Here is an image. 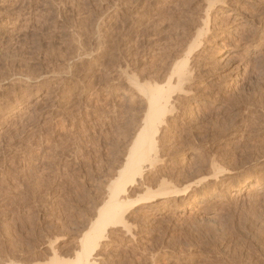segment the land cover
<instances>
[{
    "label": "rangeland",
    "instance_id": "rangeland-1",
    "mask_svg": "<svg viewBox=\"0 0 264 264\" xmlns=\"http://www.w3.org/2000/svg\"><path fill=\"white\" fill-rule=\"evenodd\" d=\"M217 1L0 0L1 263L54 264L55 258L62 262L75 258L80 239L89 228L87 219L95 213L94 205L107 183L102 179H106L104 175L112 169V159L121 149L118 150L119 141L125 152L144 109L124 75L118 78L119 63L127 73L138 77H147L159 62L170 66L188 48L209 2L215 4L214 18L199 77L213 86L222 85L225 99L218 100L215 87L213 94L199 93L191 99L186 110L208 108L214 117L217 111L220 116L235 115L236 110H247L244 102L248 96H255L253 100L247 98L249 103L256 99L257 103L261 94L263 100L264 0H224V4ZM218 47L220 54H216ZM255 83L260 88L256 89ZM239 95L245 98L240 105L234 102L241 99ZM260 102L262 105L264 100ZM260 102L256 104L259 111L263 107H259ZM240 119L235 121L237 127L240 121L242 125ZM69 124H74L75 132ZM68 134L80 137L76 140ZM45 138L50 140L49 145L59 146L50 145L52 149L48 150ZM85 139L90 140L89 144ZM62 140L70 152L60 146H65ZM50 149L63 157L56 155L62 165L65 162L64 171L66 164L75 170V177L69 178L76 190L63 185L72 182L62 172L60 159L52 158L55 156ZM66 153L72 155L67 158ZM45 155L56 163L49 165L51 160L48 157L47 161ZM87 155L91 160H86ZM189 155L185 161L179 159L178 165L187 163L192 157ZM99 159L106 160L104 168H108L102 175L95 170L99 167L95 165L101 163ZM253 164L243 168L240 164L226 181H213L214 186L205 196L201 192L193 200H159L131 211L127 225L132 230H109L108 240L102 241L97 253L98 264H264V164H259V169ZM41 171L48 176L42 173V178ZM56 172H60L64 182L57 188L61 177ZM39 176L41 184L46 179L48 190L44 184L40 188ZM203 177L188 180L187 185ZM245 179L248 184L237 190ZM62 188L67 194L62 193ZM60 192L70 197L61 194V198Z\"/></svg>",
    "mask_w": 264,
    "mask_h": 264
},
{
    "label": "bare ground",
    "instance_id": "bare-ground-1",
    "mask_svg": "<svg viewBox=\"0 0 264 264\" xmlns=\"http://www.w3.org/2000/svg\"><path fill=\"white\" fill-rule=\"evenodd\" d=\"M218 2H220L222 4L226 3V1L224 2V0L223 1L218 0L217 3ZM214 7H215V4L211 3V2H209L207 7H205L204 15H203V17L201 16L202 18L200 20V23H198V24L195 23L196 26L198 25L197 28H194V29H196V31L194 32V34L191 35V37L189 36L190 41L187 45L188 48L186 47L187 49L185 48L186 49L185 51H183V52L181 51L180 54L182 56L179 55V58L175 57L177 59H175L170 66L167 65L165 61L161 62L162 64H160V62H159V65L155 63L156 65L152 66L153 70L150 71V72H152L151 74L149 72V75H147V77H141V75H140V77H138L137 74H136L137 76H135V73H134V76L130 75L131 73H127L129 71H127L126 69H123L125 66L122 68V66L120 65L122 63H119L118 68L120 70V74L119 73L118 74L120 76L118 75L119 76L118 78H120L121 76L124 75V77L126 78V80L128 81V83L130 85V88L132 89L133 95L134 96L136 95V98L138 100L141 99L140 101H142L144 103V109H141L142 115L135 122L134 130L132 132L133 133L132 139L130 140L129 144H127V147H125V152H123L124 151V149H122L123 146H120L122 141L121 140L119 141L118 150L120 148L121 149L119 150L118 153L115 152V155L117 153V156L114 159H112L114 161L112 164L113 167H111L112 166L111 164H110L111 166H109V168H112V169L108 172V168L107 169L104 168V167H106L105 164H107V163H105L106 162L105 159H104L105 162H103L101 159H99V160H101V163L100 164L98 163L99 165H95V166H99L98 170L95 168V170L98 173L101 174V173L108 172L104 175L106 177V179H102V180H106L107 183L105 185L103 183H101L102 186L104 185V187H103V190L100 192V198L97 200L95 199L97 197L94 198L96 200V203L94 202L95 203V205H94V207H95L94 212L95 213L92 214L91 217L89 216L90 219H87V220H90V223L89 224L87 223L89 225V226L87 225L89 228L85 232V234L82 236V238L80 239L81 240L80 241V250L77 252V254L73 260L67 261V262H62L58 258H55L54 264H98L97 259L99 257H98L97 253L101 247V244H103L102 241L104 239L108 240L107 236H106L108 231L111 229L114 230V228H116V229L117 228L118 229H121V228L127 229V230H125V232L126 231L129 232L132 230V229H129V227L131 225L130 224H129L130 226L127 225V222H128L127 221L128 220L127 215L131 211H134L135 209L142 207L144 205H149V204L155 203L159 200H164V201L174 200L175 201V200L180 199V198L193 200V199H196L197 196L201 192L204 194L203 196H205V194H207L208 191H210L209 189L213 185V181L215 183L226 181V179H228L227 177H231L233 172L236 169H238V167H241L240 164H242L241 168H243L245 166L247 167V165L251 164V163H254L253 165L255 168L258 167L259 164H264V102H262V105L260 102V101L264 100V98H263V100H260V99H262L261 98L262 94H261V97H259L260 95H258V97L260 99L258 98L259 101L257 102V103L260 102L261 106H259V107L263 106L262 108H260L261 111H259V109L256 107L257 99H256V101L254 100L255 103H253L254 101L252 102V100L254 99L255 96L252 97L253 99L250 98L251 96L247 97L248 100L252 99L250 101L252 103H249L248 101L246 102L247 98L245 100V98L240 96L242 93L239 95V98L241 97V99L238 100L236 98L237 101H234V102L236 104L240 105L245 100L244 106L247 107V110L245 109L246 111L243 110L240 113H237L238 111L236 110L237 112L235 111V113H236L235 115H230L229 113L225 114V112H224L223 114H225V115L220 116V112L218 115V111H217V115H216V117H214V113H212L213 111H210L208 108L207 109L209 111H207V109H198L197 112L191 111V110L189 111V110H186V108H185V105L188 104L191 101V99H195L199 93H203V95H207L209 93H212L213 92L212 90L215 91V87H216V91H218V93H216V96H218L220 98L219 99L217 97L218 100H222L224 98V96H223L224 88L222 87V85L220 86L217 84L216 86H213L214 84H211L207 81L204 82L203 81L204 79L201 77L203 79V80H201V78L199 77V74H201V70H200L201 66H202V64L205 65L204 61H203L204 59L203 60H201V59L203 57L205 45L209 41L208 35L211 32V26L210 25H211L212 17L214 18V16H212ZM93 52L94 51H92V53ZM89 53L87 55H89ZM96 53H97V51H96ZM220 53H221V49H220V47H218L216 54H220ZM87 55H85V56L89 57ZM158 61H159V59H158ZM51 73H52V71H51ZM207 73H205V75ZM53 74H54V72H53ZM31 75H33V74H31ZM45 77H47V76H45ZM52 79H50V80H52ZM31 80L33 81V78ZM23 82H24V80H23ZM44 82H46V81H44ZM256 83L254 84V86H257ZM43 86H44V84H43ZM251 87L253 88V86H251ZM251 87H249V88H251ZM255 88H253L252 90H254ZM258 88H260V87L257 86L256 89H258ZM254 92L255 91H253V93ZM256 92H255V94H256ZM253 93H252V95H253ZM248 94H250V93H247V95ZM233 95L235 96V94H233ZM263 96H264V94H263ZM214 98H215V101H218L216 97H214ZM242 99H243V101H242ZM134 100H136V99H134ZM253 106L255 107V109H250V107L253 108ZM142 108H143V105H142ZM197 108H199V105H197L196 109ZM210 108H211V106H210ZM241 109H243V108H241ZM137 110H138V108H137ZM226 112H229V111H226ZM238 117L241 118L240 120H242V125H241V121H240V125H241V126L239 125L240 127L239 126L237 127L236 126L237 122H235ZM77 119H79V118H77ZM118 119H120V118H118ZM212 121L215 122V125L213 124L214 122L212 123ZM80 122L82 123L83 121H80ZM76 123H77V120H76ZM204 123H205V125H204ZM73 126H74V124H72L71 129L73 128ZM57 127H59V126H57ZM50 130H52V129H50ZM73 130H74V128H73ZM79 130H82V127H81V129L79 128ZM61 131H62V129H61ZM75 131L76 130H74L73 132H75ZM65 134H67V133L65 132ZM77 134H79V132ZM82 134L83 133H81V135ZM71 135H73V133ZM71 135H69V137ZM118 136H119V134H118ZM67 137L68 136L66 135L65 138H67ZM69 137H68V139H69ZM78 137H80V136H78ZM121 137H119V138H121ZM75 138L72 137V139H75ZM77 138H76V140H77ZM119 138H118V140H119ZM129 138H130V136H129ZM62 139H64V138H62ZM45 140H47V142H45V141L44 142L47 143L46 145H48V150H49L50 145L52 148H54V147L57 148V146H59V145L56 146V144H54V146H53V144H51V143L49 145L48 142L50 140L46 139V138H45ZM83 140H84V138H83ZM65 141H66V139H65ZM88 141H90V140H88ZM62 142H63V140H62ZM66 142H68V140ZM40 143H41V141H40ZM81 143H82V141H81ZM63 144H65V146L64 145L62 146L61 143H60V146L63 148L67 147L65 142H63ZM68 144L70 145V141L68 142ZM73 144H75V143H73ZM77 144L79 145V142ZM88 144H89V142H88ZM36 146H37V144H36ZM45 147L46 146H44V148ZM84 147H86V145ZM39 148L41 150V147H39ZM63 148H62V150H63ZM66 149L68 150V147ZM79 149H81V148H79ZM69 150H70V148H69ZM69 150H68V152H70ZM71 150H73V149H71ZM82 150H84L83 147H82ZM93 150H95L94 147H93ZM52 151H53V153H52ZM74 151L75 150H73L71 152H73V154H75ZM76 151L79 154L78 150H76ZM80 152H81V150H80ZM50 153L55 156L52 158H56V155L61 157V155H58L59 152H56L55 150H51ZM120 153L122 155L121 157H119V155H118ZM189 153L192 154V157L190 159H188L187 163L183 164V162H180V163H182V166L178 165L179 159L182 160V158H183L185 161V159H187L186 157H187V155H189ZM68 154H69V156L72 155L70 153H68ZM68 154L65 157L68 158ZM81 154L82 153H80V155ZM53 155H51V156H53ZM96 155H98V154H96ZM96 155H94V156H96ZM41 156H43V155H41ZM45 156H47V155H45ZM62 156H63V153H62ZM48 157H49V155L47 156V161L49 160V158L51 160V157H49V158ZM60 157L59 158L57 157L58 159H60L59 163L61 161V158H63V157H61V158ZM73 157L76 158L77 156L76 157L73 156ZM78 157H80V156H78ZM86 157H85L86 160H91L88 158V155ZM57 158H56V160H58ZM83 158H84V156H83ZM83 158H81V159H83ZM99 158H100V156H99ZM77 159H79V158H77ZM96 159H97V157L94 159V161ZM84 160H82L83 163H84ZM65 161L67 162V160H65ZM71 161L75 162V160H71ZM82 161L80 160V162H82ZM94 161H93V163H94ZM86 162L84 164L83 163H81V164L88 165V163H86ZM98 162H100V161H98ZM107 162L110 163L112 161H110V162L107 161ZM53 163H56V162H55V160L52 159L51 162L49 163V165L53 164ZM95 163H97V162L95 161ZM64 164H65V162L63 163V165L61 164L60 168L63 169V171H62V169H61V171L67 176V178H69L70 176L75 177V172H74L75 170L70 169L69 166L67 167L68 164H66L65 165V171H64V168H63ZM75 164H72L73 167H75L74 166ZM55 166H56V164H55ZM259 166H261V165H259ZM47 167L49 168V166H47ZM88 167L90 168L91 165L90 166L88 165ZM84 168H85V166H84ZM84 168H82V169L84 170ZM86 168H85V170H86ZM248 168H249V166H248ZM261 168H264V166ZM54 169H56V168H54ZM258 169H259V167H258ZM43 170L46 171L47 169L43 168ZM50 170H52V168ZM50 170L48 169L49 174L52 173ZM80 171H81V169H80ZM44 172L43 171L40 172L41 176H44L42 174ZM54 172H55V170H54ZM62 172H61V174H63ZM77 172H78V170H77ZM89 172H90V170H89ZM94 172L95 171H93V173ZM58 173H60V172H58ZM58 173L56 172V174H58ZM78 173H80V172H78ZM78 173H77V175H78ZM84 173H86V172H84ZM47 174H45V176H48ZM51 175H53V174H51ZM86 175H88V174H86ZM41 176H39V178ZM45 176L42 178H45ZM58 176H60L61 178H60V184L58 182L57 186H55L56 188L58 187V185H61L62 183H64L61 180L62 175L58 174ZM104 176L103 177L101 176V177L104 178ZM200 176H204V177L202 179L200 178L199 181L196 180L195 182H193L191 184L188 183V185H187V182H189L188 180L195 179L196 177L199 178ZM76 177H79V176H76ZM42 178H40V180ZM53 178H55V177L53 176ZM56 178H57V176H56ZM70 178H69V180H70ZM86 178H87V176H86ZM79 179H80V177H79ZM81 179L83 180V178H81ZM40 180H38V181H40ZM45 180L43 181L42 184H41L42 180L40 181V184H41V185L39 184L41 186L40 188H44V187H42V185L44 184V182L46 184ZM47 180L49 181L50 179H47ZM63 180L65 181L66 179H63ZM76 180L78 182V178ZM76 180H75V182H76ZM48 181H47V183H48ZM55 181H56V179H55ZM70 181L72 182V184L68 183V186L65 185V184H67V182H68L67 181L63 185L68 187V189H69V185H71L70 186L71 188L72 187L76 188V185H73L72 179ZM247 181H249V180L245 179L244 181L239 183L237 185L239 187V188L237 187L238 188L237 190H239L241 188L243 189V187H245L248 184ZM51 182L53 183V180ZM52 183H50V184L53 186V184L55 182L53 184ZM78 183H80V182H78ZM46 185H48V184H46ZM46 185H45V188L47 187ZM66 187H64V188H66ZM64 188H62V190ZM49 189H51V186ZM59 189H57V191ZM70 190L68 191V193L70 192ZM63 191H62V193L67 194V192L65 193V191L64 192ZM71 191H74V190H71ZM76 192H78V191H76ZM51 193L55 194L54 191ZM62 193L60 192V194L58 196L60 197ZM64 194H62V196L66 197V196H64ZM71 194H73V193H71ZM62 196H61V198H63ZM67 196H69V195H67ZM46 197H49V196L46 195ZM69 197H66V198H69ZM61 201L64 202L62 199H60V202ZM90 201L93 202V198ZM65 205H64V207H65ZM91 209H94V208H91ZM91 213H93V210ZM129 216L130 215H128V217ZM130 233H132V232H130ZM0 264H14V263H5V262L1 263L0 262Z\"/></svg>",
    "mask_w": 264,
    "mask_h": 264
}]
</instances>
